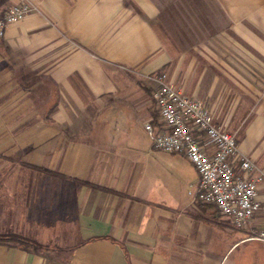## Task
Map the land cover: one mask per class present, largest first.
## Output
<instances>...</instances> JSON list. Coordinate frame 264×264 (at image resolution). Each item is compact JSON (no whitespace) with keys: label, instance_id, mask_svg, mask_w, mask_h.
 Instances as JSON below:
<instances>
[{"label":"crops","instance_id":"crops-1","mask_svg":"<svg viewBox=\"0 0 264 264\" xmlns=\"http://www.w3.org/2000/svg\"><path fill=\"white\" fill-rule=\"evenodd\" d=\"M168 1L0 0V14L33 9L0 40V234L45 249L0 244V264H264L249 239L264 187L238 227L195 200L193 165L145 129L167 73L264 173V0ZM168 14L184 37L162 34Z\"/></svg>","mask_w":264,"mask_h":264},{"label":"built area","instance_id":"built-area-1","mask_svg":"<svg viewBox=\"0 0 264 264\" xmlns=\"http://www.w3.org/2000/svg\"><path fill=\"white\" fill-rule=\"evenodd\" d=\"M32 10L22 3L1 13L0 40L10 25L22 22ZM153 79L158 125L145 124L153 147L182 155L193 165L198 181L190 188L196 201L214 206L238 227L251 228L261 210L258 197L264 187V173L249 157L241 155L236 138L216 125L213 112L203 101L187 97L167 73L156 74ZM249 239L264 244V229L251 231Z\"/></svg>","mask_w":264,"mask_h":264},{"label":"rangeland","instance_id":"rangeland-1","mask_svg":"<svg viewBox=\"0 0 264 264\" xmlns=\"http://www.w3.org/2000/svg\"><path fill=\"white\" fill-rule=\"evenodd\" d=\"M164 3L167 4V3H169V1L168 0H164ZM165 16L167 17L166 19L169 20V23H168L169 27L167 25H165L167 31L163 32L162 34L167 36L168 38H170L171 36L173 37L174 36L173 33L174 32L176 33L177 30H178L179 31L178 35L184 37L186 35L185 34V25H184V23H180L179 21H177V19H181V18L184 19V18L182 16H179L176 19L175 16H172V19H173V21H172V19H170V17H169V14L165 15ZM163 42L166 44L167 47H171V50H176V51H179L180 53L184 52L185 49H186L187 44L190 43V41H187L186 38H180V39H174L173 38V39H169V40L165 38V40ZM2 161L3 162L0 165V171H3V172H5L6 175H8L9 174V168H6V167L2 168V165L4 164V160H2ZM19 171H22L23 174H26V170L25 169H19ZM0 190H3V191L4 190H8V185H0ZM18 190H20V184L18 186Z\"/></svg>","mask_w":264,"mask_h":264},{"label":"trees","instance_id":"trees-1","mask_svg":"<svg viewBox=\"0 0 264 264\" xmlns=\"http://www.w3.org/2000/svg\"><path fill=\"white\" fill-rule=\"evenodd\" d=\"M0 244H15L25 251H33L36 253L45 250L44 247L36 241L17 234H0Z\"/></svg>","mask_w":264,"mask_h":264}]
</instances>
